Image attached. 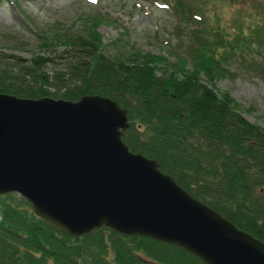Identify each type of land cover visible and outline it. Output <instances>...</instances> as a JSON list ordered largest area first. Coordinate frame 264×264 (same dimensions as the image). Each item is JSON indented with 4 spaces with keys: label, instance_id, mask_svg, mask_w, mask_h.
Returning <instances> with one entry per match:
<instances>
[{
    "label": "trees",
    "instance_id": "16d2710c",
    "mask_svg": "<svg viewBox=\"0 0 264 264\" xmlns=\"http://www.w3.org/2000/svg\"><path fill=\"white\" fill-rule=\"evenodd\" d=\"M162 2L179 25L193 26L176 60L150 51L107 54L89 25L86 33L65 35L57 53L48 42H42L45 52L30 57L0 48V91L69 100L91 93L111 97L127 109L122 139L132 151L157 159L193 196L264 240V124L242 114L213 80L229 72L223 61L232 57L247 59V68L264 77V0ZM223 4L234 6L232 20L220 17ZM184 53L192 58L190 67ZM0 264L205 263L177 244L142 234L104 226L66 233L10 191L0 193Z\"/></svg>",
    "mask_w": 264,
    "mask_h": 264
},
{
    "label": "water",
    "instance_id": "95a60500",
    "mask_svg": "<svg viewBox=\"0 0 264 264\" xmlns=\"http://www.w3.org/2000/svg\"><path fill=\"white\" fill-rule=\"evenodd\" d=\"M126 107L0 91V193L72 235L97 227L177 244L205 264H264V240L193 196L122 139Z\"/></svg>",
    "mask_w": 264,
    "mask_h": 264
},
{
    "label": "rangeland",
    "instance_id": "374dc122",
    "mask_svg": "<svg viewBox=\"0 0 264 264\" xmlns=\"http://www.w3.org/2000/svg\"><path fill=\"white\" fill-rule=\"evenodd\" d=\"M218 13L222 19L232 20L235 8L223 4ZM177 22L162 0H0V48L30 57L45 52L47 46L42 42H48L57 53L64 46L65 35L86 33L90 25L100 34L102 50L107 54L126 57L134 50L150 51L172 62L184 51L193 27ZM252 55L261 57L254 52ZM186 57L190 67L192 58ZM223 62L229 72L213 79L214 88L227 90L242 114L264 124V77L247 68V59L232 57ZM160 67L159 72L164 66Z\"/></svg>",
    "mask_w": 264,
    "mask_h": 264
}]
</instances>
